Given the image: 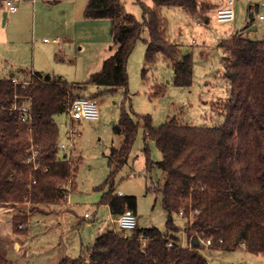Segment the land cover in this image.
Masks as SVG:
<instances>
[{
    "label": "trees",
    "instance_id": "obj_1",
    "mask_svg": "<svg viewBox=\"0 0 264 264\" xmlns=\"http://www.w3.org/2000/svg\"><path fill=\"white\" fill-rule=\"evenodd\" d=\"M137 1L142 20L126 10L124 0H88L83 16L109 18L113 42V52L88 80L71 82L38 70L0 76V203L30 202L29 212L20 210L12 217L15 233H27L29 214L42 204L61 202L68 195L66 183L75 176L77 164L59 156L60 128L55 115L67 113L71 103L83 96L81 92L92 86L126 89L128 59L146 29L143 77H147L148 66L162 56L172 61L176 85H192L194 53L169 38L163 9L182 6L192 18L209 23L218 2ZM219 46L231 83L221 124L184 123L174 115L154 125L149 114L138 115L146 133L145 171L152 173L157 166L163 172L157 190L167 212L165 229L139 225L132 230L105 229L79 256L64 255L55 264H211L203 249L231 250L241 245L253 253H264V37L252 38L239 31L222 39ZM155 87L162 90L160 85ZM29 99L32 119L23 122L20 107ZM139 126L140 120L125 109L114 125L122 140L108 154L109 174L102 184L108 190L100 200L109 205L114 217L126 209L137 214V197L118 194L115 179L129 161ZM150 140L162 153L159 161L150 156ZM33 152L36 157L27 161ZM177 214L186 219L183 227L175 220ZM181 231L191 246L182 244ZM205 239H211V245L202 243ZM0 264H9L1 246Z\"/></svg>",
    "mask_w": 264,
    "mask_h": 264
},
{
    "label": "rangeland",
    "instance_id": "obj_2",
    "mask_svg": "<svg viewBox=\"0 0 264 264\" xmlns=\"http://www.w3.org/2000/svg\"><path fill=\"white\" fill-rule=\"evenodd\" d=\"M17 1L18 10L11 12L6 0H0L1 77L12 73L21 76V70H40L61 75L71 82H82L102 67L113 43L111 20L85 18L83 12L88 0ZM124 1L126 10L142 20L139 2ZM234 7V21L221 23L212 19L209 23L201 21V26L185 7H164L169 38L183 50L194 53V79L190 87L174 83L172 61L162 56L155 65L148 66L147 77H143L147 48L144 38L149 37L146 29L128 59L126 89L113 91L105 86H92L81 92L96 99L99 119H72L66 112L55 115L60 143L65 144L60 147L59 156L77 164L75 188L71 190L70 179L66 183L68 195L61 202L42 204L39 210L32 211L26 234L13 231L12 217L20 210L29 212L30 202L15 206L0 203V246L9 264H55L63 255L77 257L93 244L99 226L117 229V217L100 200L108 190L107 185L102 186L109 174L108 154L122 140V135L114 132V125L124 109L140 120V126L129 161L116 176L115 188L117 192L137 197L140 227L165 229L167 212L157 190L163 172L157 166L152 173L145 171L146 133L138 117L149 114L154 125L174 115L184 123L195 125H216L225 120L231 83L225 76V53L219 40L231 31H241L252 38L264 37V19L259 18L264 15V0H235ZM250 12L253 20L249 18ZM55 37L60 39L59 43L53 42ZM156 85L162 90H157ZM149 152L153 160L162 159L154 140L149 141ZM175 220L182 227L186 223L182 215L177 214ZM179 235L182 243L190 246L187 234L181 231ZM202 253L211 264H264V253H253L243 245L231 250L205 248Z\"/></svg>",
    "mask_w": 264,
    "mask_h": 264
},
{
    "label": "built area",
    "instance_id": "obj_3",
    "mask_svg": "<svg viewBox=\"0 0 264 264\" xmlns=\"http://www.w3.org/2000/svg\"><path fill=\"white\" fill-rule=\"evenodd\" d=\"M218 2V6L212 11V19H215L218 22H231L235 17V0H215ZM7 7L9 11L16 12L18 10V1L17 0H6ZM260 19H264V15L259 16ZM198 26L202 25L201 21L197 22ZM48 40V38H45ZM54 42H59L58 38L53 39ZM196 39H193L195 42ZM14 82H18L17 78L13 79ZM67 114L70 115L72 119H91L97 120L99 119V109L96 99L88 96H80L77 97L68 108ZM20 117L23 122H30L32 119V102L31 100H27L20 107ZM60 147H65V144L60 143ZM37 152H33V154L27 159V161H33L36 157ZM38 167V164L35 165ZM118 194L123 195L122 192H118ZM87 217L89 213L85 214ZM118 223V227L120 229L132 230L138 225V217L137 214L132 209H126L122 212L116 219ZM100 231H104V228L101 227ZM196 239V238H195ZM192 241L190 242L191 246ZM202 243L205 245H211V239L202 240ZM171 244V243H170ZM183 244V243H182ZM184 245V244H183ZM186 246V245H184Z\"/></svg>",
    "mask_w": 264,
    "mask_h": 264
},
{
    "label": "crops",
    "instance_id": "obj_4",
    "mask_svg": "<svg viewBox=\"0 0 264 264\" xmlns=\"http://www.w3.org/2000/svg\"><path fill=\"white\" fill-rule=\"evenodd\" d=\"M146 1L149 3L148 0H146ZM150 1H151V0H150ZM151 3H152V2H151ZM151 3H150V4H151ZM84 9H85V8H84ZM235 17H236V12H235ZM235 17H234V19H235ZM234 19H233L232 21H234ZM253 19H254V16H253ZM232 21H231V22H232ZM256 29H257V26H256ZM238 32H239V31H238ZM234 33H236V32H235V31H231L229 34H228L227 32H225L224 35L220 38L219 42H220L222 39H224V38H228L229 36H231V35L234 34ZM249 35H250V34H249ZM249 35H248V36H249ZM45 38H47V37H45ZM45 38H44V39H45ZM55 38H58V37H55ZM58 39H59V38H58ZM53 42H54V41H53ZM59 42H60V39H59ZM59 42H56V43H59ZM194 43H196V41H195ZM194 43H193V44H194ZM112 44H113V43H112ZM112 44H111V45H112ZM218 44H219V43H218ZM111 45H110V48H111ZM112 50H113V49H111L110 51L112 52ZM216 51H217V49H216ZM111 52H110V53H111ZM108 53H109V52H108ZM108 53H107V55H108ZM33 71H37V70H33ZM38 71H40V70H38ZM12 74H13V73H12ZM67 134L70 136V133H69V132H68ZM71 183L73 184L71 190H73V189L75 188V180H74V178H71ZM120 192H121V191H120ZM100 204H102V203H100ZM102 205H107L108 208H109V210H110V207H109L108 204H102ZM110 213H111V210H110ZM111 214H112V213H111ZM89 216H90V215H89ZM89 216H88V217H89ZM112 216H113V215H112ZM137 217H138V213H137ZM101 227H103L104 230H105V227H104V226H99V227H98L97 234H96V236H95L93 242H91V243H94L96 237L101 233V231H100V228H101ZM118 228H119V227H117V229H118ZM113 229H115V228H113ZM188 243H189V238H188ZM91 245H92V244H91ZM91 245H90V246H91ZM88 247H89V246H88ZM82 249H83V248H82ZM82 249H81V250H82ZM63 256H64V255H63Z\"/></svg>",
    "mask_w": 264,
    "mask_h": 264
},
{
    "label": "water",
    "instance_id": "obj_5",
    "mask_svg": "<svg viewBox=\"0 0 264 264\" xmlns=\"http://www.w3.org/2000/svg\"><path fill=\"white\" fill-rule=\"evenodd\" d=\"M4 15H5V17L7 16V12H4ZM253 12H250V14H249V18H250V20H253ZM253 29H256V26H253L252 27Z\"/></svg>",
    "mask_w": 264,
    "mask_h": 264
}]
</instances>
